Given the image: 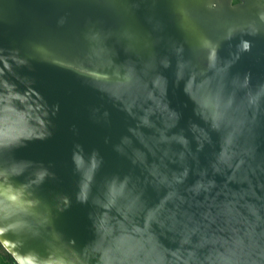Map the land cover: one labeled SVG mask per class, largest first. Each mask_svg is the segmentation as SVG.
Wrapping results in <instances>:
<instances>
[{"label":"water","instance_id":"95a60500","mask_svg":"<svg viewBox=\"0 0 264 264\" xmlns=\"http://www.w3.org/2000/svg\"><path fill=\"white\" fill-rule=\"evenodd\" d=\"M0 244L264 264V0H0Z\"/></svg>","mask_w":264,"mask_h":264},{"label":"trees","instance_id":"16d2710c","mask_svg":"<svg viewBox=\"0 0 264 264\" xmlns=\"http://www.w3.org/2000/svg\"><path fill=\"white\" fill-rule=\"evenodd\" d=\"M238 0H234V3H236ZM3 260V264H17L15 259L2 247L0 244V261Z\"/></svg>","mask_w":264,"mask_h":264},{"label":"rangeland","instance_id":"374dc122","mask_svg":"<svg viewBox=\"0 0 264 264\" xmlns=\"http://www.w3.org/2000/svg\"><path fill=\"white\" fill-rule=\"evenodd\" d=\"M1 260H2V261H0V264H3V260H4V259L2 258Z\"/></svg>","mask_w":264,"mask_h":264}]
</instances>
